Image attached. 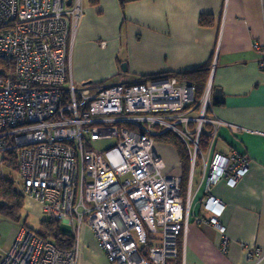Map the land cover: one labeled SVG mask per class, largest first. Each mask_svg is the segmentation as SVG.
Returning <instances> with one entry per match:
<instances>
[{
    "label": "built area",
    "instance_id": "built-area-1",
    "mask_svg": "<svg viewBox=\"0 0 264 264\" xmlns=\"http://www.w3.org/2000/svg\"><path fill=\"white\" fill-rule=\"evenodd\" d=\"M84 2L0 0V165L14 154L23 193L72 224L77 237L65 250L22 226L0 264H78L83 224L112 263L177 264L197 165L198 187L215 209L222 201L214 185L222 179L236 185L250 158L213 151L222 121L212 109V79L197 101L195 84L176 75L76 81L72 53ZM254 47L261 48L257 41ZM168 131L189 151L186 196L181 177L164 171L166 162L155 150L153 134ZM204 134L210 135L207 148ZM111 137L117 142L104 150L93 145ZM211 220L225 230L218 214ZM259 253L249 249L250 256Z\"/></svg>",
    "mask_w": 264,
    "mask_h": 264
},
{
    "label": "crops",
    "instance_id": "crops-1",
    "mask_svg": "<svg viewBox=\"0 0 264 264\" xmlns=\"http://www.w3.org/2000/svg\"><path fill=\"white\" fill-rule=\"evenodd\" d=\"M84 6L72 53L76 81L106 79L111 74L91 76L88 63L101 60L110 68L108 61L121 50L129 82L206 66L202 94L212 79V109L222 121L213 151L250 158L236 185L225 179L214 185L212 192L222 201L215 209L206 203L203 189L192 188L189 227L178 242L181 264H264V0H85ZM216 88L223 102L215 101ZM215 214L224 231L212 222ZM255 248L261 253L250 256L249 249ZM80 249L84 254L78 264H96L87 249L105 253L88 226Z\"/></svg>",
    "mask_w": 264,
    "mask_h": 264
},
{
    "label": "rangeland",
    "instance_id": "rangeland-1",
    "mask_svg": "<svg viewBox=\"0 0 264 264\" xmlns=\"http://www.w3.org/2000/svg\"><path fill=\"white\" fill-rule=\"evenodd\" d=\"M109 48H107L105 51L107 52ZM123 56H124V51L121 50L118 56L116 55L114 61H108L107 67H108V64H111L110 68L104 67V64L102 63L101 60H98V61L90 60L91 63H88L87 65V72H89L91 76L98 77L103 72H105V74H111L106 79L101 80L99 78V80L97 79L95 80L94 78H92L91 81L95 82L96 84L97 83L103 84V83L129 82L126 80L127 71H124L123 69V65L127 63V59L123 58ZM91 81H86V82H91ZM171 132L175 133L174 131H171ZM153 135H154L155 146L157 148V151L164 158L166 162V165H167L166 171L169 172V174H174V175H177L180 172H182V167L178 161L180 157H179L177 146L173 143L167 142L166 138L162 136L161 134H153ZM171 135L174 136L173 134ZM177 138L179 139L180 137L177 135ZM116 142H117V138L111 137V138L99 139L95 141L93 145L98 150H104L105 148L111 145H114ZM189 167H190L189 168V175H190V170L192 167L191 159H190ZM201 170H202V166L201 164H198L196 168V173L194 176V180L196 182L193 188L194 190H196L198 187V184L201 178ZM1 173H3V175L6 176L8 179L14 181L18 189L22 190V187H21L22 178H21L20 173L17 170H15L14 168H12L11 166L5 163L1 167ZM128 177H131V173L129 172L122 175L121 180L124 181ZM40 204L37 201L36 203H34L33 201L29 200V197L26 198V205L24 207L23 214L26 218V226H28V228L37 229V230L40 229L41 220L48 216L47 213L44 212V210L42 209V205ZM85 226H88V225L83 224L81 227V232H80L81 236L83 233V227ZM61 227H62V230L67 233H75L74 226L66 221L61 222ZM19 228H21V225L17 226L14 223L10 222L9 220L3 217H0V253L5 252V246L7 245V242H9L10 238L15 235V231ZM87 252H88L89 258L96 260V264H119L117 262H114V263L109 262L110 260L108 259L106 253L104 252L103 253H104L105 258L103 256L97 255L92 249H87ZM81 253L84 254L82 249H80L79 251V254ZM91 263L95 264L93 261H91Z\"/></svg>",
    "mask_w": 264,
    "mask_h": 264
},
{
    "label": "trees",
    "instance_id": "trees-1",
    "mask_svg": "<svg viewBox=\"0 0 264 264\" xmlns=\"http://www.w3.org/2000/svg\"><path fill=\"white\" fill-rule=\"evenodd\" d=\"M204 21V17L202 18ZM160 75V74H157ZM165 76H171V73L164 74ZM175 75V74H174ZM176 76L180 77L182 80H186L195 84L197 89L196 101L200 98L202 91L206 85L208 78L207 67L203 66L192 71L180 72ZM173 134L174 136H172ZM164 136L169 143H173L177 146L180 165L182 167L181 172V190L182 194L187 192L188 182H189V166H190V156L187 151L186 146L183 141L181 142L177 135L171 131L161 134ZM210 141V135H202V145L207 148ZM1 159V157H0ZM16 157L14 154L9 156L8 165L17 170ZM0 165V217H3L17 226H26V218L23 214L24 207L26 205L27 196L22 190L18 189L14 181L8 179L1 173ZM43 209V208H42ZM45 212V211H44ZM47 213V212H46ZM47 217L41 220L40 229L36 230L40 237L45 238L56 244L61 249H72L74 248L77 237L75 233H67L62 230L61 222L58 219L53 218L47 213ZM28 227V226H26ZM177 264H181V260L178 259Z\"/></svg>",
    "mask_w": 264,
    "mask_h": 264
},
{
    "label": "water",
    "instance_id": "water-1",
    "mask_svg": "<svg viewBox=\"0 0 264 264\" xmlns=\"http://www.w3.org/2000/svg\"><path fill=\"white\" fill-rule=\"evenodd\" d=\"M69 3H71V0H69ZM123 69L124 70H127V63H125L123 65ZM215 101L216 102H223L224 100V97H223V94H222V90L221 88H216V91H215Z\"/></svg>",
    "mask_w": 264,
    "mask_h": 264
}]
</instances>
